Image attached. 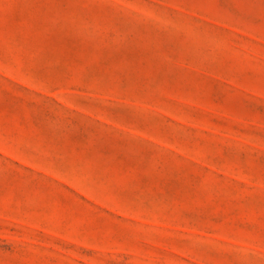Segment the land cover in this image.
Returning <instances> with one entry per match:
<instances>
[{
  "label": "rangeland",
  "instance_id": "rangeland-1",
  "mask_svg": "<svg viewBox=\"0 0 264 264\" xmlns=\"http://www.w3.org/2000/svg\"><path fill=\"white\" fill-rule=\"evenodd\" d=\"M0 264H264V0H0Z\"/></svg>",
  "mask_w": 264,
  "mask_h": 264
}]
</instances>
